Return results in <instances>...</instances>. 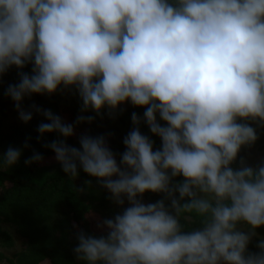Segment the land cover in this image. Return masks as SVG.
I'll return each instance as SVG.
<instances>
[{
	"label": "clouds",
	"instance_id": "1",
	"mask_svg": "<svg viewBox=\"0 0 264 264\" xmlns=\"http://www.w3.org/2000/svg\"><path fill=\"white\" fill-rule=\"evenodd\" d=\"M13 67L5 95L19 119L43 116L38 139L64 138L44 147L67 177L82 169L122 209L97 219L101 235L78 231L80 264H264V238L249 250L264 228V162L240 155L264 128V0H0V83ZM72 89L74 124L23 107ZM128 103L144 112L131 114L119 160L105 135L67 143L94 122L84 113L114 118ZM21 156L9 146L0 166ZM43 160L34 151L24 163ZM149 192L162 198L145 203Z\"/></svg>",
	"mask_w": 264,
	"mask_h": 264
},
{
	"label": "rangeland",
	"instance_id": "2",
	"mask_svg": "<svg viewBox=\"0 0 264 264\" xmlns=\"http://www.w3.org/2000/svg\"><path fill=\"white\" fill-rule=\"evenodd\" d=\"M18 71L15 67L11 68L0 83V156L12 146L22 149V159L30 155L34 144L42 139H38L40 136L37 131L38 125L48 121L38 113H33L32 121L27 124L19 119L14 101L5 95L8 85L19 81ZM23 71L27 72L25 69ZM72 93L73 90H62L59 94V104L62 109L65 108V102ZM33 104L48 109L47 95L26 97L23 107L30 111ZM132 107L130 103L121 105L123 110ZM63 112L67 120L74 124L68 113ZM87 127L83 124L76 126V135L78 137L88 135ZM31 130L37 133L29 135ZM257 133L259 139L256 144L251 148L243 149L240 154L254 167L264 162V128H257ZM99 135H105L110 146L107 126L100 127L94 136ZM26 141L30 144L29 148H24ZM54 163L58 162L55 159L50 161V165ZM67 179L76 183L79 188L85 189L81 194L94 207L96 217L112 218L122 211L108 199L110 193L99 186L96 178L88 176L82 169L77 179L68 177ZM86 180L92 181L91 186L85 185ZM144 202L153 203L147 194L144 196ZM80 230L86 231V224L74 221L72 213L57 193L40 194L18 189L9 183L1 188L0 264H66L69 262L68 258L74 254L72 250L78 243L76 235ZM258 232L259 237L253 240L252 245H256L259 238H264V228L259 229Z\"/></svg>",
	"mask_w": 264,
	"mask_h": 264
},
{
	"label": "trees",
	"instance_id": "3",
	"mask_svg": "<svg viewBox=\"0 0 264 264\" xmlns=\"http://www.w3.org/2000/svg\"><path fill=\"white\" fill-rule=\"evenodd\" d=\"M25 70L31 73V65L27 66ZM71 96H69L65 102V108L62 109L59 104V94L61 91L54 95H47V108L53 113L59 115L66 123H70L67 120V116L63 111H66L72 120L76 121L78 115H81V100L79 95L75 93V90ZM136 112L141 117L143 116L144 109L132 107L130 109H125L119 111L115 117H109L107 110H105L103 116H96L94 112L84 113V115H93L95 120L91 124L84 123L88 127V135L94 136L100 130V127L107 126V132L109 134L110 146L114 153L119 156L120 153L125 151V146L123 144L124 137L133 129L134 125L131 121V114ZM101 124L99 126L98 124ZM161 123H163L161 121ZM96 124V126H95ZM140 130L143 134H146L153 139L155 142V147H159L161 144L160 138L154 136L149 131L147 125L141 124ZM36 134L34 130L30 131L29 135ZM57 139H64L60 137L57 133H49L42 137V139L37 140L34 144L30 155L20 159L19 163L12 168L0 166V190L6 184H12L21 190L35 191L40 194L47 193H57L63 199L68 210L72 213L74 221L82 222L86 224V233L90 235H101L100 230L96 227L97 219L94 207L90 205L86 198L79 191V186L71 180L67 179V175L62 171L61 165L59 163H54L50 165V161L55 159V154L50 148L44 147L45 144L51 143ZM67 143L71 146L79 147V137L75 136L67 138ZM39 152L43 155L44 160L40 163H33L32 165H26L24 163L25 159L30 157L33 152ZM182 179V177L180 178ZM151 201L156 202L161 199L160 194L146 193ZM250 251H258L255 245L250 244ZM69 262L66 264H80L76 260L74 254L68 258Z\"/></svg>",
	"mask_w": 264,
	"mask_h": 264
}]
</instances>
